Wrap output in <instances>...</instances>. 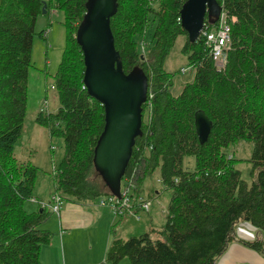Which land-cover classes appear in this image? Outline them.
Instances as JSON below:
<instances>
[{"label": "trees", "instance_id": "16d2710c", "mask_svg": "<svg viewBox=\"0 0 264 264\" xmlns=\"http://www.w3.org/2000/svg\"><path fill=\"white\" fill-rule=\"evenodd\" d=\"M86 1L45 0L44 16L59 11L65 35L54 75L58 110L37 113L35 123L63 141L64 155L53 172V192L62 204L87 205L112 197L92 163L104 109L84 88L83 56L75 39ZM185 1L117 0L110 19L123 72L140 68L148 78L141 135L120 191L128 190V212L141 211L144 181L158 169L162 188L171 193L161 229L122 239L112 227L106 258L113 264L124 258L129 264H214L238 223L264 233V0H216L230 27L222 69L215 66L202 34L194 43L187 40L179 14ZM41 9L42 0H0V264H41L40 250L52 237L41 227L54 214L51 209L38 203L37 210L27 212L24 206L34 200L38 168L14 157L26 118ZM218 22L206 13L204 31ZM150 23L154 32L145 49ZM43 34L38 36L47 41ZM180 36L185 37L182 52L188 67L195 72L192 82L173 96L172 75L163 66ZM197 111L211 122L203 144L195 132ZM240 141L252 146L250 186L234 166L239 160L229 154ZM185 157L194 159L193 170L183 168ZM245 244L263 250L259 240Z\"/></svg>", "mask_w": 264, "mask_h": 264}, {"label": "water", "instance_id": "95a60500", "mask_svg": "<svg viewBox=\"0 0 264 264\" xmlns=\"http://www.w3.org/2000/svg\"><path fill=\"white\" fill-rule=\"evenodd\" d=\"M45 9L46 2L42 1V16ZM85 10L75 34L83 56V84L87 94L104 109V127L94 147L92 163L110 194L119 199L135 139L141 135L148 78L140 68L128 74L122 70L110 29L117 0H87ZM221 12L216 0H186L179 14L187 40L194 43L199 38L206 13L218 19ZM194 126L199 143L203 144L211 122L202 111L194 114Z\"/></svg>", "mask_w": 264, "mask_h": 264}, {"label": "rangeland", "instance_id": "374dc122", "mask_svg": "<svg viewBox=\"0 0 264 264\" xmlns=\"http://www.w3.org/2000/svg\"><path fill=\"white\" fill-rule=\"evenodd\" d=\"M156 7L157 5L154 4L153 8L156 9ZM61 21L62 14L59 11H52L49 18L40 16L36 22V35L33 40L31 54L32 67L29 69L27 84L26 118L21 136L14 147V157L18 162L30 163L38 168L35 189L40 193H44L48 188L46 196H39L44 200L51 194L53 172L63 158L64 149L61 138L50 137L45 127L35 123V115L39 112L55 113L59 107L54 87V75L64 47L65 33ZM47 30L51 31V34L45 41L38 36V33ZM153 32L154 24L150 23L144 36L143 47L145 49L151 44ZM184 42V36L178 37L164 61V70L172 75L173 85L170 92L173 96H177L182 87L187 83H191L194 78L195 71L188 67L187 56L182 52ZM146 119L145 113L144 120ZM251 152L252 146L246 141H240L229 148V154L239 160L234 163V166L248 186L252 183L250 177L251 164L249 162ZM182 164L183 168L193 170L195 162L192 157H185ZM36 191H33V196H35ZM140 195L142 199L150 203L149 214L138 212L139 219L133 215L120 219L117 228L115 227V235L118 238L128 239L132 236H139L151 226L157 230L164 227L171 193L169 190L162 188L159 182L158 169L145 179ZM27 205L36 207L31 201L26 202L24 206L27 212H29ZM124 261V263L129 264L128 259L124 258Z\"/></svg>", "mask_w": 264, "mask_h": 264}, {"label": "crops", "instance_id": "0c3cea01", "mask_svg": "<svg viewBox=\"0 0 264 264\" xmlns=\"http://www.w3.org/2000/svg\"><path fill=\"white\" fill-rule=\"evenodd\" d=\"M50 34L51 31H49L48 36ZM34 190L36 191L35 187ZM47 191L48 188L44 193L35 192L34 200H31V203L35 204L36 207L26 206L30 212L37 210L38 202H49L54 194L53 183L52 190H50L51 194L47 196V199L39 198L42 195L46 196ZM128 211L130 209L115 218L108 207L101 206L99 203L87 205L63 203L58 215L53 214L41 226L42 229L50 231L52 237L49 244L44 245L40 250V263L113 264L108 262L106 258L112 227L118 226L120 219L127 218L128 215L136 216L139 219L138 212ZM139 212L144 213V211ZM145 213L148 215L149 209ZM151 228L152 226L144 233ZM231 237L225 251L216 259L214 264H264V233L255 230L249 224L240 222L234 227ZM253 240L262 242V252L254 251L245 244ZM124 262L123 259L117 264H128Z\"/></svg>", "mask_w": 264, "mask_h": 264}, {"label": "built area", "instance_id": "2783aa9c", "mask_svg": "<svg viewBox=\"0 0 264 264\" xmlns=\"http://www.w3.org/2000/svg\"><path fill=\"white\" fill-rule=\"evenodd\" d=\"M234 19H232V22ZM229 23L226 21V16L222 12L219 16V22L216 28L212 31H203L201 34L205 37L207 45L210 47V54L215 66L218 69H222L225 65V50L229 42ZM49 30L45 31L43 36L47 37ZM128 190L126 189L121 193L119 199L115 197H110L107 200L99 201L101 206L108 207L115 218L121 216L124 211H127L130 207L129 198L127 196ZM41 207H49L54 214L59 213L60 207L62 206V200L56 194H53L48 203L38 202ZM150 203L148 201H143L140 205L141 211L148 212Z\"/></svg>", "mask_w": 264, "mask_h": 264}]
</instances>
